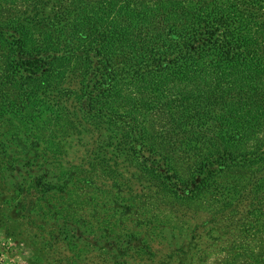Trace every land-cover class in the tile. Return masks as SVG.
Returning a JSON list of instances; mask_svg holds the SVG:
<instances>
[{
	"label": "trees",
	"instance_id": "16d2710c",
	"mask_svg": "<svg viewBox=\"0 0 264 264\" xmlns=\"http://www.w3.org/2000/svg\"><path fill=\"white\" fill-rule=\"evenodd\" d=\"M0 112L114 133L181 201L252 171L218 198L264 210V0H0Z\"/></svg>",
	"mask_w": 264,
	"mask_h": 264
},
{
	"label": "rangeland",
	"instance_id": "374dc122",
	"mask_svg": "<svg viewBox=\"0 0 264 264\" xmlns=\"http://www.w3.org/2000/svg\"><path fill=\"white\" fill-rule=\"evenodd\" d=\"M42 124L0 112V264H264V210L225 214L218 198L256 173L181 201L147 184L114 133Z\"/></svg>",
	"mask_w": 264,
	"mask_h": 264
}]
</instances>
